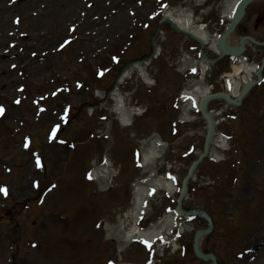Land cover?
<instances>
[{
    "label": "rangeland",
    "instance_id": "rangeland-1",
    "mask_svg": "<svg viewBox=\"0 0 264 264\" xmlns=\"http://www.w3.org/2000/svg\"><path fill=\"white\" fill-rule=\"evenodd\" d=\"M224 1L198 7L194 0H0V188L7 190L0 191V264L117 261L116 243L105 240L102 221L109 216L115 224L116 207H130L132 184L142 178L139 140L159 133L169 145L159 175L170 178L174 171L181 181L204 148L206 124L198 114L190 125L175 123L173 101L183 78L164 56L151 70L158 89L148 91L138 75L121 87L126 105L151 107L135 127H122L115 102L99 92L110 89L124 65L148 54L167 4L193 6L194 17L203 18L213 35L227 23ZM163 29L169 42L161 47L173 57L181 37ZM250 32L264 39V0L248 8L236 35ZM262 57L264 51L257 59ZM219 65L228 72L227 60ZM218 70L207 78L217 90L223 83ZM210 108L225 110L221 102ZM224 112L226 122L217 131L231 136L225 160H204L184 209L209 214L214 229L202 248L218 264H264V253L247 257L264 242V80L239 109ZM106 157L121 173L115 188L101 193L88 176ZM165 162L175 165L168 174ZM177 198L154 199L149 221L175 209ZM191 224L197 230L209 226L199 217ZM193 236L190 231L178 237L179 250L166 251L160 264H210L194 256ZM154 251L148 248V254ZM146 258L141 242L123 255L132 264Z\"/></svg>",
    "mask_w": 264,
    "mask_h": 264
},
{
    "label": "bare ground",
    "instance_id": "bare-ground-1",
    "mask_svg": "<svg viewBox=\"0 0 264 264\" xmlns=\"http://www.w3.org/2000/svg\"><path fill=\"white\" fill-rule=\"evenodd\" d=\"M206 0H195L197 5H201ZM240 0H226L224 2V14L226 15L227 19L230 20L234 15V10ZM192 10L190 8H182L177 7L172 9L167 13L168 17L173 19L182 29L192 32L195 35L199 36L203 40L207 41V36L201 30L199 26H195L193 23L192 17ZM236 41L234 37H230L226 43L228 46H236ZM241 66L234 68L233 76L239 75V72L246 74V79L250 77L252 72L256 70V67L246 65L244 60H240ZM202 72L205 73L208 69L207 63L202 62L201 64ZM135 69L130 70L126 75L125 78H129ZM144 78L146 74L143 72ZM190 89L192 88L191 92L188 93L193 98H198L199 96L203 95L207 92V88L203 83V80L195 81L189 84ZM194 87V88H193ZM238 89V81H234V85H232V92L236 94V90ZM113 98L116 100V107L115 111L117 114H120L119 118L122 121L124 126L130 125L132 123V116L135 115L133 109L131 110L127 105L124 103V98L121 96L119 91L113 93ZM190 110V107L186 108V112ZM139 114V113H138ZM143 149V172L148 174V179H146L142 183L135 184V189L133 191V199H132V206L126 213V222H122L119 220L117 225L114 226H107L108 231V238L114 239L118 242V249L122 252L124 249L128 248L129 245L138 239H145L154 243L155 241L162 238L163 233L168 230L171 233L173 230L179 227L182 231H189V226L186 228L185 226H179L177 223L176 216L168 215L164 220L158 222L150 226L146 230H140L137 228L138 222L145 216L147 213V203L149 199L157 192L164 190V191H174L176 190L175 182H162L158 175L153 171L154 162L162 157L165 145H163L162 141L159 138L154 137L149 141L144 142L142 144ZM216 149H214L213 156L216 158L221 157L222 151H227L229 149L228 143L224 138H220L217 141ZM116 171L112 169V167L106 163L101 167H98L93 171V176L97 177L99 185L102 191H105L114 177ZM126 225L130 227L128 230H125ZM181 231V232H182ZM255 250L252 254L248 255V259H253L259 257L261 254L264 253V243L262 246L256 245ZM246 257V258H247Z\"/></svg>",
    "mask_w": 264,
    "mask_h": 264
},
{
    "label": "water",
    "instance_id": "water-1",
    "mask_svg": "<svg viewBox=\"0 0 264 264\" xmlns=\"http://www.w3.org/2000/svg\"><path fill=\"white\" fill-rule=\"evenodd\" d=\"M251 1H252V0H245L244 3L240 6V11L238 12L237 16L235 17V19H234V21H233V23H232V25H231V28L228 30V32H227V33L223 36V38H222L223 41H225V40L227 39V37H228V36H229V35L235 30L237 24L239 23V21H240V20L242 19V17L244 16L246 6H247ZM167 21H168V20H167ZM177 30H178V29H177ZM190 36H191V38L196 39L194 36H192V35H190ZM245 39H246V38H243V39L241 40V45L244 44ZM196 40H198V39H196ZM199 42L201 43V41H199ZM221 48H222V51L224 52V54H226L227 52L225 51V49H224V47H223V44L221 45ZM243 51H244L243 46H242L241 48H238V49L234 50L235 54H237V55L241 54ZM148 59H149V58H148ZM250 87H251V85L245 90V92L243 93V96L241 97V99L246 95V93L248 92V90L250 89ZM223 97H224L226 100L228 99V98L225 97V96H223ZM210 99H211V98L206 99L205 102L202 104V109L204 110V112H206V104H207L208 100H210ZM237 105H238V104H237ZM208 117H209V120H210V131H209V138H208V140H207V145H206V148H207V149H208V147H209V145H210V142H211L212 136H213V134H214V128H213V125H214V124H213V121H212L210 115H208ZM206 153H207V150H206L205 154H204L203 156H201L200 160L203 159V157L206 155ZM200 160H199V161H200ZM197 164H198V162L195 163L193 169H192L191 172H190V175H192L193 170L195 169V167H196ZM187 183H188V179H187V180L185 181V183H184V192H183V196H182V198L184 197V195H185V193H186V191H187ZM179 210L181 211V206H179ZM205 233H206V232H200V233H198V234L196 235L195 242H194V250H195L196 254H197L198 256H200L201 258H203V259L213 258L212 256H205V255H203V254L200 252V250H199V241H200V238H201V236H202L203 234H205Z\"/></svg>",
    "mask_w": 264,
    "mask_h": 264
},
{
    "label": "snow or ice",
    "instance_id": "snow-or-ice-1",
    "mask_svg": "<svg viewBox=\"0 0 264 264\" xmlns=\"http://www.w3.org/2000/svg\"><path fill=\"white\" fill-rule=\"evenodd\" d=\"M3 111H4V109H3V107L2 106H0V114H2L3 113ZM27 146V145H26ZM89 178H91L90 176H89ZM173 179H174V177H173ZM0 191H4L5 192V194H7V190L6 189H3V188H0ZM145 243H148L147 241H145ZM150 246V245H149Z\"/></svg>",
    "mask_w": 264,
    "mask_h": 264
}]
</instances>
